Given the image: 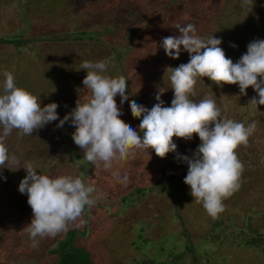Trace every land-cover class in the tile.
Segmentation results:
<instances>
[{
    "label": "rangeland",
    "instance_id": "1",
    "mask_svg": "<svg viewBox=\"0 0 264 264\" xmlns=\"http://www.w3.org/2000/svg\"><path fill=\"white\" fill-rule=\"evenodd\" d=\"M177 23H191L199 35L221 39L220 47L235 63L251 41L264 39V0H252L251 8L243 0H0V85L4 71L11 72L17 86L40 98L41 106L57 103L62 119L78 98L90 94L82 83L87 72L81 63L109 58L107 74L124 75L128 82L129 100L120 105L115 97L120 118L139 132L140 119L132 116L129 101L135 97L151 109L162 88L167 91L161 99L171 106L174 93L165 70L189 61L183 50L172 59L160 47L164 37L179 35ZM15 36L25 42H2ZM195 91L190 98L196 102L211 96L222 109L226 106V118L246 126L256 122L247 145L236 150L244 165L240 186L223 201L224 211L216 218L195 202L184 183L188 166L176 159L177 153L191 157L201 143L196 134L190 141L174 137L177 152L165 158L153 150L137 151L111 171L85 160L69 122L62 128L56 127L59 120L50 122L22 138L13 130L7 138L9 153L22 165L31 162L38 173L94 183L95 205L69 224L87 223V233L76 243L90 252L91 264H264V105L249 103L257 96L251 87L241 95L238 85L218 86L207 77L198 79ZM173 167L179 188L170 194L157 180ZM115 172L127 175V182ZM0 173V264H55L50 250L66 230L37 238L38 247H32L24 230L32 209L18 190L26 171L2 168ZM123 195L129 197L126 205L120 204Z\"/></svg>",
    "mask_w": 264,
    "mask_h": 264
},
{
    "label": "clouds",
    "instance_id": "2",
    "mask_svg": "<svg viewBox=\"0 0 264 264\" xmlns=\"http://www.w3.org/2000/svg\"><path fill=\"white\" fill-rule=\"evenodd\" d=\"M243 6L251 8L252 0H243ZM175 29L179 35L164 37L160 47L172 59H179L183 50L189 54V61L165 70L170 73L174 93L171 106H165L161 99L167 91L162 88H158L157 103L151 109L135 100L129 101L132 116L140 119L139 132L120 118L122 110L115 97L119 95L120 105L129 100L128 82L124 75L107 74L109 58L81 63V69L87 72L82 83L90 94L78 98L75 107L62 119L57 113V103L41 106L40 98L17 86L14 75L4 71L5 79L0 85V169L26 171L18 190L27 195L32 209L31 223L24 228L33 241L32 247H38L37 238L55 237L80 218L86 206L93 207L97 190L94 183H85L79 176H50L38 173L31 162L22 165L7 147V138L13 130H18L22 138L50 122L59 120L57 128L69 122L75 128L72 139L83 150L85 160L95 167L102 165L105 171H111L115 164L137 151L153 150L156 156L165 158L168 153L177 152L174 137L190 141L196 134L201 143L191 157L179 153L176 156L188 166L184 183L190 186L195 202L216 218L224 211L223 201L238 190L244 165L236 150L247 145L256 122L246 126L226 118L223 114L226 106L222 109L211 96L198 102L190 97L196 95L198 79L207 77L218 86L238 85L241 95H246L251 87L257 96L249 103L256 107L264 105V39L251 41L247 52L234 63L220 47L221 39L199 35L191 23L183 26L177 23ZM113 175L122 182L128 180L127 175L121 177L119 172Z\"/></svg>",
    "mask_w": 264,
    "mask_h": 264
},
{
    "label": "trees",
    "instance_id": "3",
    "mask_svg": "<svg viewBox=\"0 0 264 264\" xmlns=\"http://www.w3.org/2000/svg\"><path fill=\"white\" fill-rule=\"evenodd\" d=\"M2 42H9L13 43L16 46H21L22 43L25 42L20 36H15L13 38H4L2 39ZM131 100H135L137 102V99L135 97H132ZM77 157H80V155H76ZM177 168H168L166 172L162 173L160 177L157 180V185L163 188L167 193L173 194L175 193L179 188V183L176 182V171ZM87 172H85V175ZM142 187H137V192H142ZM129 200L128 195H123L120 201L121 205H126V202ZM84 215H86L84 213ZM218 225V222L215 223ZM88 225L87 223H84L81 227H71L70 225L67 227L64 237H60L55 246L51 248L50 252L55 257V264H91L92 258L90 252L80 244H77V238L79 236H84L87 233ZM142 231V229L140 230ZM184 235L186 236L188 233L184 231ZM252 239V237H251ZM251 239H249L248 243H252ZM253 240L256 241L257 238L253 237ZM192 253V252H191ZM192 255L194 257H197L196 254ZM22 264H36L31 262H23Z\"/></svg>",
    "mask_w": 264,
    "mask_h": 264
}]
</instances>
